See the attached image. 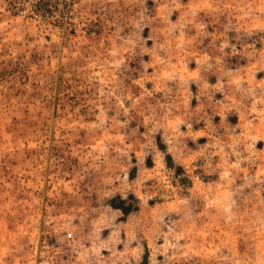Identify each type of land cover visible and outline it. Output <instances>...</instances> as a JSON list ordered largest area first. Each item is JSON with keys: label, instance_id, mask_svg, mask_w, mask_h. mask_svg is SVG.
Returning a JSON list of instances; mask_svg holds the SVG:
<instances>
[{"label": "rangeland", "instance_id": "1", "mask_svg": "<svg viewBox=\"0 0 264 264\" xmlns=\"http://www.w3.org/2000/svg\"><path fill=\"white\" fill-rule=\"evenodd\" d=\"M0 264H264V0H0Z\"/></svg>", "mask_w": 264, "mask_h": 264}, {"label": "built area", "instance_id": "2", "mask_svg": "<svg viewBox=\"0 0 264 264\" xmlns=\"http://www.w3.org/2000/svg\"><path fill=\"white\" fill-rule=\"evenodd\" d=\"M67 236H70L69 234Z\"/></svg>", "mask_w": 264, "mask_h": 264}]
</instances>
